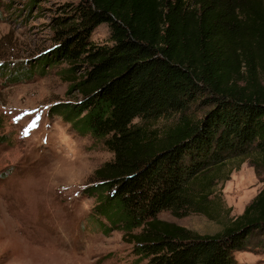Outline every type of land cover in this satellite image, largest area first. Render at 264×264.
<instances>
[{
  "label": "trees",
  "instance_id": "1",
  "mask_svg": "<svg viewBox=\"0 0 264 264\" xmlns=\"http://www.w3.org/2000/svg\"><path fill=\"white\" fill-rule=\"evenodd\" d=\"M63 10L56 45L15 80L67 64L78 101L53 113L113 155L85 190L102 201L92 217L122 230L146 264H238L264 238V187L215 234L158 215L217 221L216 188L246 160L264 185V0H77ZM102 24L110 36L95 43Z\"/></svg>",
  "mask_w": 264,
  "mask_h": 264
},
{
  "label": "rangeland",
  "instance_id": "2",
  "mask_svg": "<svg viewBox=\"0 0 264 264\" xmlns=\"http://www.w3.org/2000/svg\"><path fill=\"white\" fill-rule=\"evenodd\" d=\"M70 3L77 0H0V264H146L122 230L101 215L92 217L102 201L85 190L113 155L102 141L53 113L58 104L78 101L69 92L67 64L41 65L33 77L15 80L20 67L37 65L56 45L54 20ZM109 36L102 24L92 41L104 43ZM174 120H161L157 127ZM263 187L246 160L216 188L217 221L201 214L178 218L170 211L158 219L215 234L242 215ZM235 260L264 264V238L253 239Z\"/></svg>",
  "mask_w": 264,
  "mask_h": 264
}]
</instances>
